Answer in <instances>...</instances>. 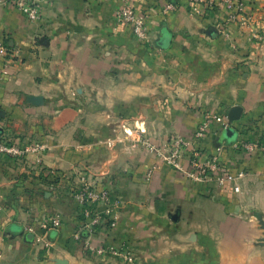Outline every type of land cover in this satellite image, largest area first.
Masks as SVG:
<instances>
[{
    "label": "crops",
    "instance_id": "1",
    "mask_svg": "<svg viewBox=\"0 0 264 264\" xmlns=\"http://www.w3.org/2000/svg\"><path fill=\"white\" fill-rule=\"evenodd\" d=\"M169 1L129 0L149 17L146 45L116 23L117 0H47L38 21L0 7V39L18 51L0 86L1 138L41 148L0 153V264H47L25 229L49 223L58 208L66 214L48 238L66 264H129L123 250L132 264H264V158L231 145L264 148V40L249 34L264 36V0H242L229 37L218 29L228 18L221 4L192 13V1L166 11ZM234 106L232 139L211 121L195 147L207 158L223 147V171L245 173L239 193L190 182L141 145L104 144L123 126H139L156 145L192 139L205 115ZM81 177L110 192L113 228L84 232L69 190Z\"/></svg>",
    "mask_w": 264,
    "mask_h": 264
},
{
    "label": "built area",
    "instance_id": "2",
    "mask_svg": "<svg viewBox=\"0 0 264 264\" xmlns=\"http://www.w3.org/2000/svg\"><path fill=\"white\" fill-rule=\"evenodd\" d=\"M118 6L114 10V17L118 25L126 26L130 29L137 42L141 45L150 43L149 36V17L145 13H138L130 5L129 0H117ZM194 4L192 13H199L201 5L204 9H210L216 4H221L228 12L226 22L218 27L220 33L229 37L227 24L236 21V19L245 12V3L242 0H190ZM47 0H0V7H10L27 17L30 21H38L41 18L43 6ZM179 0L169 2L165 6V10H173L176 8ZM200 6V7H199ZM250 38L257 43H262L264 36L255 30H250ZM18 55V51L8 48L2 39H0V61L3 65L0 70V86L9 75L8 63L13 57ZM213 121L218 124L224 131L232 128L233 123H230L227 116L218 115L217 113L207 114L203 121L197 127L192 139H187L181 135H172L162 144L156 145L146 137V132L139 126L128 127L123 126L120 132L112 139L107 140L104 144L107 147H112L114 143H126L131 146L141 145L152 152L162 163L176 171H178L186 180L198 184H212L217 188L230 187L233 192H240V181L245 177L243 171L229 173L223 171L219 164V156L222 152V146L216 148V153L211 157H203L199 150L195 147V143L201 140L207 133L210 123ZM0 119V128H1ZM231 145L236 149H241L246 152L260 151L264 158V148L258 143H250L248 141L236 140ZM41 148L26 147L21 148L15 144L6 142L1 138L0 134V153L9 155L14 158L25 156L27 153L36 152ZM186 161V162H185ZM159 169V165H152L145 173V179L150 180L153 173ZM53 174V173H52ZM70 195L74 203L79 207L81 214V226L86 233H93L98 227L103 224H108L109 227L115 226L114 206L117 205L111 200L110 192L106 188H98L96 184L85 177H81L77 184H71ZM103 207V209H100ZM62 216L56 214L49 223L41 225V228L55 230L60 226ZM30 232H34L30 228ZM79 238V234L75 235ZM85 246L97 254L105 253L104 248L91 247L90 243H85ZM120 257L126 263L132 264L135 261V256L128 250H123Z\"/></svg>",
    "mask_w": 264,
    "mask_h": 264
},
{
    "label": "rangeland",
    "instance_id": "3",
    "mask_svg": "<svg viewBox=\"0 0 264 264\" xmlns=\"http://www.w3.org/2000/svg\"><path fill=\"white\" fill-rule=\"evenodd\" d=\"M123 123V122H122ZM118 133V132H117ZM175 135H178V134H175ZM61 189V188H60ZM59 191H65V189H61ZM67 192V191H66ZM69 192V191H68ZM69 194V193H68ZM68 194H63L65 195L66 197H68L69 199V195ZM57 214H66V212L61 209V208H58L57 210ZM32 226H29L25 229V232H26V235L32 239V243H36L37 246H39V251H42L44 252V258H47V264L49 263V260L52 258L53 260H51V262L53 263H57V264H66V261L65 260H62V259H54L55 257H53V252H51V248L53 247L52 245V242L50 241V239L48 238V236L54 232L52 229H50V227H47L46 229L44 228H39L37 230L34 231L33 228H31ZM30 228L33 229L34 232H30ZM55 254V253H54ZM28 263V262H27Z\"/></svg>",
    "mask_w": 264,
    "mask_h": 264
},
{
    "label": "water",
    "instance_id": "4",
    "mask_svg": "<svg viewBox=\"0 0 264 264\" xmlns=\"http://www.w3.org/2000/svg\"><path fill=\"white\" fill-rule=\"evenodd\" d=\"M240 117H241V108L238 106L232 107L227 114V119L230 123L238 122L240 120ZM224 133L226 135V138L230 140L232 139L233 135H235V130L233 128H228L224 130ZM260 225L264 230V220L260 222ZM261 242H262L261 244L264 246V233Z\"/></svg>",
    "mask_w": 264,
    "mask_h": 264
},
{
    "label": "trees",
    "instance_id": "5",
    "mask_svg": "<svg viewBox=\"0 0 264 264\" xmlns=\"http://www.w3.org/2000/svg\"><path fill=\"white\" fill-rule=\"evenodd\" d=\"M169 2H174V0H170ZM56 179H59L58 177L56 178ZM46 180V179H45ZM46 182H48V184H56L57 182H58V180H54V181H47L46 180Z\"/></svg>",
    "mask_w": 264,
    "mask_h": 264
}]
</instances>
